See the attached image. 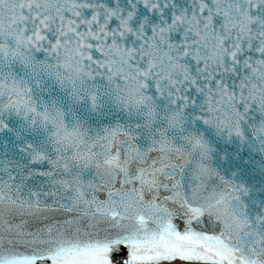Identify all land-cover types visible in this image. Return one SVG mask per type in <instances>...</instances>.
I'll return each instance as SVG.
<instances>
[{
    "label": "snow or ice",
    "instance_id": "snow-or-ice-1",
    "mask_svg": "<svg viewBox=\"0 0 264 264\" xmlns=\"http://www.w3.org/2000/svg\"><path fill=\"white\" fill-rule=\"evenodd\" d=\"M0 264H264V0H0Z\"/></svg>",
    "mask_w": 264,
    "mask_h": 264
}]
</instances>
